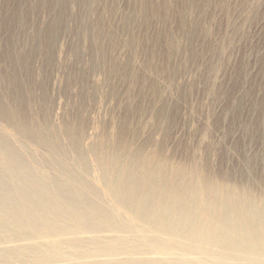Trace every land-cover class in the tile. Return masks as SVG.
<instances>
[{
  "label": "rangeland",
  "instance_id": "1",
  "mask_svg": "<svg viewBox=\"0 0 264 264\" xmlns=\"http://www.w3.org/2000/svg\"><path fill=\"white\" fill-rule=\"evenodd\" d=\"M0 167L12 258L264 264V0H0Z\"/></svg>",
  "mask_w": 264,
  "mask_h": 264
},
{
  "label": "bare ground",
  "instance_id": "2",
  "mask_svg": "<svg viewBox=\"0 0 264 264\" xmlns=\"http://www.w3.org/2000/svg\"><path fill=\"white\" fill-rule=\"evenodd\" d=\"M0 169L2 168L0 167ZM4 179L5 178L3 177V174L0 173V231L15 233L17 228L24 221L23 214L20 208L15 205V199L13 197L10 185L7 184ZM174 197L175 198L171 200L172 208L167 215V225L173 232V234H178L180 231L185 230L188 226L185 215L189 206L190 194L186 191H177L175 192ZM142 212L143 214H145L146 219H149V215L151 214L150 207L147 206L142 210ZM246 212L247 210L245 209L244 205L238 204L231 207H229L228 205L226 206V215L229 219H227L224 224L225 227H228V233L225 235V238L232 237L233 243H238V253H247V240L245 241L243 239V236L240 234L241 228H236L238 227V225H236L235 222L238 221L240 216L244 218V223H247L254 219V216H247ZM231 217L233 218L231 219ZM232 228H236L237 231H234ZM230 229H232L233 231L230 232ZM38 242V244H46L42 240ZM30 243L31 242H27V244ZM136 247L137 246L122 245L120 247H117L116 250H122L121 252H123L126 248ZM104 255L105 254L102 251L101 253H99L92 249H85L82 251H73L70 253L69 257L61 256L57 259L50 258V256L45 252H42L39 255H29L27 257L19 259L12 258L7 253L0 252V264H40L42 260V263L46 264H81V262L79 261L81 257L92 258L94 261L100 259Z\"/></svg>",
  "mask_w": 264,
  "mask_h": 264
}]
</instances>
